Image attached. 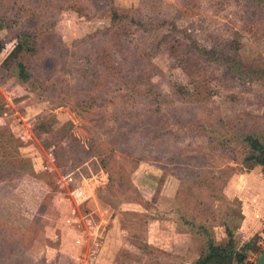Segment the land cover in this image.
<instances>
[{
  "label": "rangeland",
  "instance_id": "1",
  "mask_svg": "<svg viewBox=\"0 0 264 264\" xmlns=\"http://www.w3.org/2000/svg\"><path fill=\"white\" fill-rule=\"evenodd\" d=\"M52 1L42 17L56 45L32 54L31 74L7 69L16 25L0 29V133L21 149L0 169V264H102L92 251L121 235L142 254L129 264H186L196 244L184 218L227 240L215 227L240 207L238 138L264 133V77L229 75L173 26L208 48L239 38V57L257 68L264 14L248 0ZM21 2L0 0V20ZM112 6L153 29L130 30L129 64L114 75L94 53L110 47ZM242 234L238 248L258 237L246 254L259 256L262 235Z\"/></svg>",
  "mask_w": 264,
  "mask_h": 264
},
{
  "label": "trees",
  "instance_id": "2",
  "mask_svg": "<svg viewBox=\"0 0 264 264\" xmlns=\"http://www.w3.org/2000/svg\"><path fill=\"white\" fill-rule=\"evenodd\" d=\"M14 18L0 20V29L15 28L17 35V43L10 51L9 56L4 60V64L8 66L12 72L19 74H31V56L37 53L38 48H53L55 47L54 36L52 29L47 22V15L42 17V12L49 13L51 17L54 14L55 8L58 4L52 0H21ZM251 1L261 13L264 14V0H248ZM111 21L114 30L110 37V47L96 49V59L104 64L105 68L113 75L117 72H122L128 62V45L130 30L134 32L137 30L139 33H149L153 29L146 25L141 20L136 19L129 13L128 9L112 6L110 8ZM24 22H29L24 24ZM168 21L164 22L167 23ZM169 23V22H168ZM24 24V25H23ZM176 32H182L187 39L191 48L210 62L218 63L226 67L227 73L234 77H264V67H248L243 60L239 57V52L242 48L239 38H234L223 42L219 47L208 48L198 41L186 29H179L176 25L173 26ZM167 40L162 37L160 41ZM0 41V46H1ZM127 48V49H126ZM109 49V50H108ZM118 52H122V58H118ZM150 52L146 51L144 60L148 62ZM93 54V53H92ZM94 55V54H93ZM199 88L202 85H198ZM200 91V89L198 90ZM3 107H0L2 112ZM69 123H71L68 120ZM53 123L47 126V130L52 129ZM46 130V131H47ZM238 137V136H237ZM70 142H79L78 138L72 133H68ZM240 142L243 145V165L251 171L255 168H261L264 171V133L257 134H243L240 136ZM16 150V151H15ZM14 151V152H13ZM20 146L14 145V133L10 130L8 132L0 133V169L4 168L9 155L20 154ZM103 166H106L104 163ZM1 177V175H0ZM240 203V207L236 209H228L222 224L225 226L227 240L218 241L214 233L202 221L196 219L184 218L185 223L192 226L190 233H192V241L195 242V254L193 264H242L245 260L247 250H258L257 240L258 237L251 239L243 246V249L238 248L237 232L241 227L244 219L242 210V202L236 198Z\"/></svg>",
  "mask_w": 264,
  "mask_h": 264
},
{
  "label": "crops",
  "instance_id": "3",
  "mask_svg": "<svg viewBox=\"0 0 264 264\" xmlns=\"http://www.w3.org/2000/svg\"><path fill=\"white\" fill-rule=\"evenodd\" d=\"M237 185H240V190L236 193L242 202V210L244 214L239 233L246 234L249 239L253 237L255 233H260L264 236L260 221V217L264 215V171L258 167L243 173L241 175V181H239V184ZM215 228L221 229L217 232L220 236L218 239L226 237L227 234L223 226ZM185 235L190 242L189 239L191 234L186 232ZM109 241L110 240L102 246V250L99 249L96 253L92 251L96 258L95 260L99 259V262L102 264H129V256L131 258L135 257V255L138 257L142 256L141 252H139L140 249L135 242L130 241V239L126 237L123 238L122 235L119 236V239L113 245H110ZM121 251L124 254H122ZM187 251L188 247L186 248V252ZM98 252L101 253L99 254ZM193 261L194 259H191V261L187 260L186 264H192Z\"/></svg>",
  "mask_w": 264,
  "mask_h": 264
},
{
  "label": "built area",
  "instance_id": "4",
  "mask_svg": "<svg viewBox=\"0 0 264 264\" xmlns=\"http://www.w3.org/2000/svg\"><path fill=\"white\" fill-rule=\"evenodd\" d=\"M72 179V178H71ZM260 221H261V227L264 231V215L260 217ZM259 236H261L262 234H258ZM262 237L264 238V236L262 235ZM242 239L248 240V236L246 234H242ZM250 240V239H249ZM93 245L99 246L100 243L98 241H95ZM264 248V247H263ZM98 250V248H94V251L96 252ZM258 256H255L254 258H251L248 256H246L245 260L242 262V264H254L256 259Z\"/></svg>",
  "mask_w": 264,
  "mask_h": 264
},
{
  "label": "water",
  "instance_id": "5",
  "mask_svg": "<svg viewBox=\"0 0 264 264\" xmlns=\"http://www.w3.org/2000/svg\"><path fill=\"white\" fill-rule=\"evenodd\" d=\"M254 264H264V248L260 252Z\"/></svg>",
  "mask_w": 264,
  "mask_h": 264
}]
</instances>
